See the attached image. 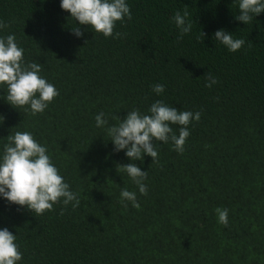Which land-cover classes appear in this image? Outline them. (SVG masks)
Segmentation results:
<instances>
[{
	"label": "trees",
	"instance_id": "16d2710c",
	"mask_svg": "<svg viewBox=\"0 0 264 264\" xmlns=\"http://www.w3.org/2000/svg\"><path fill=\"white\" fill-rule=\"evenodd\" d=\"M126 3L132 19L117 22L116 38L86 25L77 37L61 0H0L9 24L0 37L15 35L25 63L40 64L59 92L33 115L8 103L0 85V157L8 135L31 132L80 200L36 216L0 196V229L17 236L18 264H264V12L245 24L235 19L239 0ZM185 8L192 31L178 40L172 17ZM221 29L243 39L242 48L216 42ZM208 70L218 81L211 88ZM156 100L201 119L188 126L182 154L156 142L158 162L134 161L148 171L142 195L118 173L133 161L114 151L107 128L133 109L147 114ZM100 112L104 127L96 126ZM170 126L178 135L180 126ZM124 187L138 209L121 201ZM218 207L229 211L227 226Z\"/></svg>",
	"mask_w": 264,
	"mask_h": 264
},
{
	"label": "clouds",
	"instance_id": "9594fccd",
	"mask_svg": "<svg viewBox=\"0 0 264 264\" xmlns=\"http://www.w3.org/2000/svg\"><path fill=\"white\" fill-rule=\"evenodd\" d=\"M239 14L235 19L248 24L253 16L264 12V0H239ZM61 8L70 12L79 26H72L71 30L77 37H83L80 26H89L105 37H121V33L114 32L117 22H123L125 17L132 19V13L126 0H61ZM187 8L183 12L177 11L172 21L179 29L178 40L192 31V23L188 19ZM9 24L0 20V29ZM205 38V34L202 32ZM214 40L226 46L230 52H236L245 44L243 39L234 38L226 30H217ZM88 41H86L87 44ZM85 44V45H86ZM42 67L36 62L25 63L24 49L16 41L15 35L0 37V85H6L4 99L15 108L28 107L33 115L42 113L59 95L56 87L40 75ZM206 87L211 88L218 81L211 75L210 70L205 73ZM152 91L161 95L165 91L163 84L152 85ZM118 124L107 128V134L115 145L114 151L126 150V156L133 162L117 165L118 173L125 172L137 185L142 195L148 194L144 181L148 171H142L134 161H143L144 156L152 157L158 162L159 153L156 142L172 143L174 150L183 153L187 138L190 136L188 126L193 120L201 119V112L181 111L167 105L163 100H156L151 104L148 113H141L133 109L127 116L113 117ZM96 126L104 127L108 124L105 113L95 116ZM170 125H178L177 135ZM8 142L3 146L0 157V196L11 204L26 207L36 216L53 210V206L62 201L66 207H79L78 194L70 190V185L64 181L59 169L54 165L46 146H42L29 131H16L7 136ZM121 201H129L132 206L139 208L137 195L127 187L121 189ZM127 207V204L124 205ZM63 210L61 214H63ZM218 222L228 225L229 211L227 208L215 209ZM17 236L7 227L0 229V264H18L22 260V252L16 243Z\"/></svg>",
	"mask_w": 264,
	"mask_h": 264
}]
</instances>
